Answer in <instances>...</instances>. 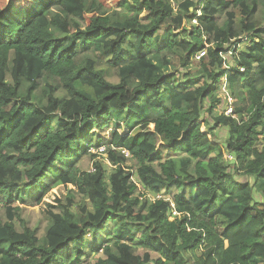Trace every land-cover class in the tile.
<instances>
[{
    "label": "trees",
    "instance_id": "1",
    "mask_svg": "<svg viewBox=\"0 0 264 264\" xmlns=\"http://www.w3.org/2000/svg\"><path fill=\"white\" fill-rule=\"evenodd\" d=\"M0 206V264H264V0H8Z\"/></svg>",
    "mask_w": 264,
    "mask_h": 264
},
{
    "label": "rangeland",
    "instance_id": "2",
    "mask_svg": "<svg viewBox=\"0 0 264 264\" xmlns=\"http://www.w3.org/2000/svg\"><path fill=\"white\" fill-rule=\"evenodd\" d=\"M101 1L106 5L107 9L110 10L111 13H112L114 11V9H116V6L118 5L119 1H121V0H101ZM173 1H175V0H173ZM7 2H8V0H0V8L4 7L7 4ZM57 10H58V8H54L53 9V13L57 12ZM193 22H195V21H193ZM79 23L81 24V26L85 27L88 24V20L80 21ZM134 40H135L134 37L133 38H131V37L129 38L128 37L127 40H126L125 54L127 56H132L133 55L131 44L133 43ZM242 41H243V43L241 44L240 48L246 47L248 42H249V41H245V40H242ZM155 47L157 48L158 44H155ZM159 47H161V45H159ZM92 54H93L92 50H88V51L87 50H80L78 59L83 60V59L87 58L88 56H91ZM168 55H169V57H172L171 53H169ZM228 55H226V58H230ZM194 68L200 69L199 66L194 67ZM109 77L112 78V79H116L117 78V73H116L115 69H111L110 70ZM44 81H45V79H44ZM223 87H224V89L222 91H225L226 85L223 84ZM230 108H231V106H228V108L226 109V113L227 114L231 111ZM223 109H225V106H223ZM223 109H222V106H221V108L219 110H223ZM219 110L215 111L214 114L217 115L219 113ZM123 122L124 121H121V124ZM149 127L152 129L153 128V124H150ZM226 130H227L226 128L218 130L217 133H216V137L221 139L222 141H224L225 138L227 137V131ZM119 131H120V133H123V134H125L127 132V130L124 129V128L120 129ZM94 134H96V136H100V137H104V135H105L106 139H104V140L108 141L110 139L111 134H112V130L111 131H110V129L109 130H106V129L105 130H100L99 128H95V133ZM96 143H97V141H96ZM101 148H103V146L99 147V149H101ZM96 152H97V150H96ZM232 159H233V156H232ZM193 170L194 169L192 168L191 172H193ZM49 180L51 181L52 179L50 178ZM245 180H246V178H245ZM250 181L253 182L252 179H250ZM58 192L59 191H58L57 188L52 189L46 195L45 201L42 204H39V205H31V203H27L26 205H24V204H20V202L14 203L15 207L18 206V207H20L22 209L23 218H26V219H28L30 221V225H32V227L37 229L38 235L40 237H42L44 235V233L46 231V228H47V225H48L47 217H45L43 215V208H45L44 203L47 204V203L55 202V198L58 196ZM255 198L257 200H261V198L257 194L255 195ZM4 209L5 208L3 206H0V219L1 218L2 219L5 218V210ZM18 229L21 230L22 227L18 226Z\"/></svg>",
    "mask_w": 264,
    "mask_h": 264
},
{
    "label": "built area",
    "instance_id": "3",
    "mask_svg": "<svg viewBox=\"0 0 264 264\" xmlns=\"http://www.w3.org/2000/svg\"><path fill=\"white\" fill-rule=\"evenodd\" d=\"M205 55V51H202V52H200L199 54H198V56H197V58L199 59V58H201L202 56H204ZM230 101L232 100V99H229ZM230 112L229 113H231L232 112V109L230 108ZM228 113V114H229Z\"/></svg>",
    "mask_w": 264,
    "mask_h": 264
}]
</instances>
